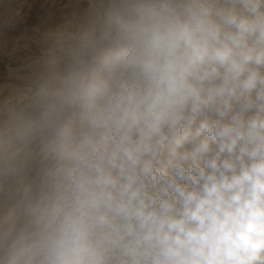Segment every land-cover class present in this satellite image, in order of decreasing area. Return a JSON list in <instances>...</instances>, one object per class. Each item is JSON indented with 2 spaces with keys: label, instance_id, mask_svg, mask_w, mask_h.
I'll list each match as a JSON object with an SVG mask.
<instances>
[{
  "label": "clouds",
  "instance_id": "clouds-1",
  "mask_svg": "<svg viewBox=\"0 0 264 264\" xmlns=\"http://www.w3.org/2000/svg\"><path fill=\"white\" fill-rule=\"evenodd\" d=\"M39 7L0 85V264H264V0Z\"/></svg>",
  "mask_w": 264,
  "mask_h": 264
},
{
  "label": "rangeland",
  "instance_id": "rangeland-1",
  "mask_svg": "<svg viewBox=\"0 0 264 264\" xmlns=\"http://www.w3.org/2000/svg\"><path fill=\"white\" fill-rule=\"evenodd\" d=\"M33 7L25 24L0 33V85L8 81L7 66L23 62L30 51H34L32 45L33 29L37 26H46V13L39 5L43 0H29Z\"/></svg>",
  "mask_w": 264,
  "mask_h": 264
}]
</instances>
